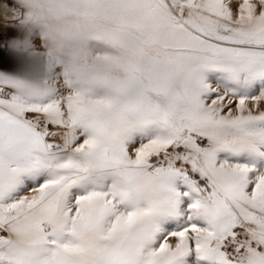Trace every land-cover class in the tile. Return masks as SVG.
I'll return each mask as SVG.
<instances>
[{
  "label": "snow or ice",
  "instance_id": "1",
  "mask_svg": "<svg viewBox=\"0 0 264 264\" xmlns=\"http://www.w3.org/2000/svg\"><path fill=\"white\" fill-rule=\"evenodd\" d=\"M4 69L0 264H264V0H0Z\"/></svg>",
  "mask_w": 264,
  "mask_h": 264
},
{
  "label": "rangeland",
  "instance_id": "2",
  "mask_svg": "<svg viewBox=\"0 0 264 264\" xmlns=\"http://www.w3.org/2000/svg\"><path fill=\"white\" fill-rule=\"evenodd\" d=\"M13 39H14L13 37H9V41H10V42H11ZM8 52H9V54L12 55L13 57H20V55H21L16 49L12 48L11 46L8 47ZM0 71H9V70L4 69V70H0ZM12 74H13V75H22L23 72H22V71H14Z\"/></svg>",
  "mask_w": 264,
  "mask_h": 264
}]
</instances>
